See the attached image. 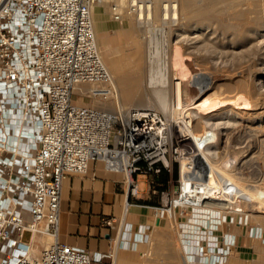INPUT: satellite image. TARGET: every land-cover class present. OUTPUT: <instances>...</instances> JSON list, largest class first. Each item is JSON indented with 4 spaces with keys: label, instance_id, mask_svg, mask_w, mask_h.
Returning <instances> with one entry per match:
<instances>
[{
    "label": "built area",
    "instance_id": "built-area-1",
    "mask_svg": "<svg viewBox=\"0 0 264 264\" xmlns=\"http://www.w3.org/2000/svg\"><path fill=\"white\" fill-rule=\"evenodd\" d=\"M100 1L0 0V264H96L106 256L59 241L38 252L31 247L37 232L58 233L64 179L93 164L121 174L128 194L138 197V174L172 172L178 162V185L161 191L155 212L168 221L174 209L178 220L190 208L182 198L187 150L169 137L161 113L120 101L97 40L93 10ZM141 4L127 0L125 8L137 12ZM111 14L120 21L124 8L113 2ZM106 99L112 108L101 106ZM14 113L20 126L35 127L33 145L6 139ZM128 206L118 245L149 244V225L126 235ZM217 229L207 246L213 255Z\"/></svg>",
    "mask_w": 264,
    "mask_h": 264
},
{
    "label": "bare ground",
    "instance_id": "bare-ground-1",
    "mask_svg": "<svg viewBox=\"0 0 264 264\" xmlns=\"http://www.w3.org/2000/svg\"><path fill=\"white\" fill-rule=\"evenodd\" d=\"M108 2L109 0L98 2L94 6L93 16L97 5L103 6ZM136 15L140 27L143 19L148 22L149 19L167 20L168 26H153L146 22V32L149 33L148 40L145 41L146 48L141 49V40L134 36V49L128 56L125 54L112 59L110 70L127 98L136 94L135 91L145 92L152 88L157 100L155 105L174 117L176 133L184 137L186 143L191 142V147L195 148L194 159L190 161L188 155L182 159L181 176L187 191L182 194V198L185 205L192 207L194 216L183 224L181 233L190 234L191 237L182 244V251L185 254L184 264H196L198 260L202 262V259H207L210 264L213 257L211 258L212 254L205 253L208 249L204 248L203 253L199 250H195L198 253L191 251L196 249L194 241L204 234L202 229L206 231L207 239L215 227L224 231V222L229 220V214L234 213V219L239 218L236 214H247L245 204L234 200L238 196L244 197L245 203L258 200L264 204V197L260 198L258 192L247 190L235 177L237 175L221 170L218 161L220 144L226 139L224 137L229 138L233 130L248 127L252 132L254 130L259 133V137L264 135V130H260L264 128L258 130L254 127L256 120L264 121V0H142ZM123 25L133 35V24L126 20ZM179 49L182 55L175 56L174 53ZM128 63L132 65L129 69ZM179 64L192 71L193 80L188 85L190 103L184 101L182 87L185 77L179 74ZM202 65H208L207 68L210 66L216 72H206L203 69L206 67L202 68ZM223 86L226 88L222 89ZM216 89L220 92L216 93ZM215 93L218 95L217 100L213 104H207ZM101 106L112 108L103 102ZM171 116L169 115L170 118ZM11 120L13 128L6 132V139H10L17 147L22 140L29 146L33 145L35 127L28 122L20 126L16 113L12 114ZM164 120L169 137L173 139L171 128L165 118ZM232 144L237 148L240 142L235 139ZM189 147L187 143L181 149L188 153ZM219 169L222 180H219ZM177 201L181 200L177 198ZM206 210L209 211L208 216L201 217L200 214L206 213ZM171 216V221L174 222L172 225L179 226L176 222V210L171 211ZM241 230L237 228L233 231L230 226V231H224L227 243L233 241V245H238L237 232ZM38 235L42 234L37 232L36 237ZM36 237L31 243L33 251ZM237 255H231L229 261L238 264L240 258ZM257 264H264V259Z\"/></svg>",
    "mask_w": 264,
    "mask_h": 264
},
{
    "label": "rangeland",
    "instance_id": "rangeland-1",
    "mask_svg": "<svg viewBox=\"0 0 264 264\" xmlns=\"http://www.w3.org/2000/svg\"><path fill=\"white\" fill-rule=\"evenodd\" d=\"M120 0H109L107 3V13L109 14L112 21H116V23H120L121 21L129 20L133 24V35L129 32H125L120 29L116 30H109L108 32L104 33L101 37H99V34L97 35L98 44L103 56L104 61L106 62L109 70L112 65V59L116 57H120L122 55H127L134 49L135 45V38L141 40V49H145V45L147 44L148 35L149 33L147 31V24L153 26H168V23L165 21H154L153 19H141L143 23H141V27L139 26V21H137V15L135 11L127 13L126 8H124V17L122 20L117 21L112 17L111 14V4L113 2H118L121 6L126 7L127 0L124 3H120ZM122 1V0H121ZM125 4V6H124ZM140 20V21H141ZM146 20V21H145ZM147 22V24H146ZM136 30V32H135ZM136 34V35H135ZM139 36V37H137ZM108 39L112 40V42H109ZM133 42V43H132ZM144 44H143V43ZM143 44V45H142ZM129 45V47H128ZM128 48V49H127ZM127 50V51H126ZM180 50V51H179ZM176 51L175 56L182 55L181 49ZM175 62L176 57H174ZM180 65V64H179ZM132 66L130 63L127 65V69H129ZM182 66V65H180ZM179 66V74L183 76L185 79L184 85L182 87V92L184 96L185 103L191 102V94H190V86L189 81L193 80L192 71L185 69L183 66L180 68ZM208 66V65H207ZM206 65H202L201 67H206ZM203 68L206 72L214 73L216 72L213 68L210 66L206 69ZM213 71H212V70ZM111 71V70H110ZM212 71V72H211ZM113 74V72H112ZM192 78V79H191ZM118 93L120 96L121 102L127 106V107H141V108H152L159 113L162 114V116L166 119V123L171 128V131L173 133V136L176 137L178 140L179 145L185 146L188 143V146H190L188 149L187 157H189L190 161L194 159V153L195 148L191 147V142H187L184 140V137H180L176 133V122L173 116L169 114L168 112H163L158 108L157 100L155 98V94L152 88H149V91H139L134 92L136 94L132 95L131 98H127L125 96V93L123 92V88L121 85L117 84ZM226 87L223 86L222 89H225ZM122 89V90H121ZM216 93H219L220 91L216 89ZM139 93V94H138ZM153 93V94H152ZM212 95L208 101L207 104H213L214 101L217 100L218 95L217 94ZM143 96V98H142ZM134 97V100H133ZM140 97L142 98L141 101L139 100ZM138 98V99H137ZM131 100V101H130ZM137 100V101H135ZM139 100V101H138ZM143 100V101H142ZM130 101V102H129ZM151 101V102H150ZM106 105H111V100L106 99L102 101ZM134 102V103H132ZM86 103H89V101H86ZM132 103V104H131ZM142 103V104H141ZM156 104V105H155ZM155 105V106H154ZM167 114V115H166ZM172 120H170L171 118ZM176 117V115H175ZM171 126V127H170ZM264 121H258L256 120V125L254 127H257L259 130L260 128H264ZM264 130V129H260ZM175 131V132H173ZM234 132L229 136V138L224 137V141L222 142L221 148L219 149V167L224 172L230 173L232 175L238 178L245 186V188L249 191H254L259 193V197H264V135L259 137L258 134L253 130L249 129L248 127L240 128L239 130H233ZM177 134V135H174ZM236 134V135H235ZM262 134V132H260ZM178 136V137H177ZM260 138V139H259ZM263 138V139H262ZM181 139L183 140L181 141ZM228 139V140H227ZM238 139L240 144L239 147L234 148L233 147V140ZM263 141H262V140ZM243 141V142H242ZM182 142V143H181ZM242 143V144H241ZM257 143V144H256ZM176 145V143H175ZM248 149V150H247ZM261 150V151H260ZM190 152V153H189ZM221 152V153H220ZM228 154V155H227ZM191 156V157H190ZM255 156V157H254ZM235 160V162H234ZM194 161V160H193ZM221 162V163H220ZM229 163V164H228ZM236 166V167H235ZM217 170L219 173V180H222V175L220 174L221 170ZM235 170V171H234ZM179 177V164L178 162L174 163L172 172H168L167 179L169 182L167 183L170 187H172V183L175 184V186L178 185L176 183V179ZM202 180V179H201ZM169 187V188H170ZM234 200H239L242 202V204H245V209L247 211V214H236L239 215V218L234 219V213L229 214V220L225 221V216L223 217L224 222V231H230V226H232V230L235 231L237 228H241L242 230L240 232H237V235L239 237L238 239V245H233V241L228 242L226 238L224 237V231L217 229L215 231L216 236L218 237V243L219 248L217 249L216 254H212L211 256V264H235L229 261L231 255H237L240 258V261L238 264H257L263 261L264 259V223H263V216H264V204H262L260 201H247L244 202V197L238 196ZM244 202V203H243ZM238 203V202H237ZM240 203V202H239ZM247 204V205H246ZM263 205V206H262ZM192 207L188 209V212L186 213V216L183 218H179L176 222L179 224V226L174 227L171 219L167 221V223L163 224L161 229L156 228L155 232L153 233L151 237V242L149 244H145L143 246H140V253H137L136 259H128L125 261V264H184V256L185 254L182 251V244L185 240L189 239L191 237L190 234H182L181 231H183V224L187 221H190L194 216L192 213ZM206 213L200 214L201 217L208 216L207 213H209L208 210L205 211ZM241 213V212H239ZM179 214V213H178ZM250 214V217L248 216ZM213 215V212L211 213ZM217 216H220L219 213H216ZM259 217V219H256ZM262 215V216H261ZM235 216V217H236ZM261 216V220H260ZM172 217V216H171ZM230 222V223H229ZM173 224V225H172ZM229 224V225H228ZM201 225H199L200 227ZM229 226V227H228ZM176 228V229H175ZM204 232L203 235H201L200 239L198 238L195 242L196 249L191 250L192 252H197L195 250H200V246H198L199 242L201 246H204L207 249V246L210 245V236L206 239V231L202 229ZM259 232V233H258ZM182 234V235H181ZM182 236V237H181ZM199 237V236H198ZM216 237V238H217ZM223 237L225 239H223ZM26 239L29 238V233L25 236ZM197 238V237H196ZM207 240V241H206ZM225 240V241H223ZM180 241V242H179ZM191 241V240H189ZM49 244H51V241H49ZM48 244V246H49ZM232 244V245H231ZM227 245V246H226ZM229 246V248H228ZM198 248V249H197ZM205 249V250H206ZM211 250L208 251V253ZM239 252V253H237ZM201 253V252H200ZM206 253V251H205ZM235 253V254H234ZM211 254V253H209ZM231 254V255H229ZM228 259V260H227ZM218 261V262H217ZM229 261V262H228ZM208 260L202 259V262L199 260L196 262V264H207ZM237 264V263H236Z\"/></svg>",
    "mask_w": 264,
    "mask_h": 264
},
{
    "label": "crops",
    "instance_id": "crops-1",
    "mask_svg": "<svg viewBox=\"0 0 264 264\" xmlns=\"http://www.w3.org/2000/svg\"><path fill=\"white\" fill-rule=\"evenodd\" d=\"M106 5L96 6V34L101 37L109 30L116 29L127 32L124 21H112ZM108 41L112 42L110 39ZM137 177L139 195L133 197L127 192L123 176L106 171L100 164H93L86 174L68 175L63 182L58 233L38 235L33 243L34 251H40L52 240L51 243L59 241L93 253L106 254L96 264H125L128 259H136L141 251L140 246L146 243H138L136 248L119 246L117 243L125 229L120 230L124 209L128 203L129 209L124 219L128 227L126 235H134L140 227L149 225L152 237L156 228L161 229L167 223L164 217L156 214L155 207L162 203L161 191L170 187L167 184V171L160 175L138 174ZM151 181L155 182L154 186ZM108 220H112V223L107 224Z\"/></svg>",
    "mask_w": 264,
    "mask_h": 264
}]
</instances>
